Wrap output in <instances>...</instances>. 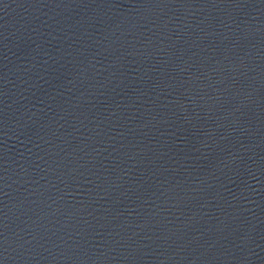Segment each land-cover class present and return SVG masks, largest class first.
Segmentation results:
<instances>
[{
	"label": "water",
	"instance_id": "95a60500",
	"mask_svg": "<svg viewBox=\"0 0 264 264\" xmlns=\"http://www.w3.org/2000/svg\"><path fill=\"white\" fill-rule=\"evenodd\" d=\"M0 264H264V0H0Z\"/></svg>",
	"mask_w": 264,
	"mask_h": 264
}]
</instances>
